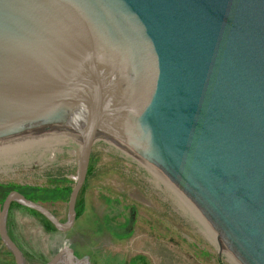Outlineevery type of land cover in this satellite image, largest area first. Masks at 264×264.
<instances>
[{
    "label": "water",
    "instance_id": "water-1",
    "mask_svg": "<svg viewBox=\"0 0 264 264\" xmlns=\"http://www.w3.org/2000/svg\"><path fill=\"white\" fill-rule=\"evenodd\" d=\"M96 131L180 191L227 264H264V0H0V153L82 135L65 222L4 196L16 264L10 202L69 228Z\"/></svg>",
    "mask_w": 264,
    "mask_h": 264
},
{
    "label": "rangeland",
    "instance_id": "rangeland-1",
    "mask_svg": "<svg viewBox=\"0 0 264 264\" xmlns=\"http://www.w3.org/2000/svg\"><path fill=\"white\" fill-rule=\"evenodd\" d=\"M74 134L81 140L80 132ZM65 139L59 145L52 140L0 153V206L9 190L32 193L33 198L44 189L72 188L80 144ZM117 143L100 131L94 133L87 174L75 199L79 212L69 228H48L41 216L11 202L4 233L22 264H42L61 249L68 250L73 261L86 257L87 264H227L201 228L180 211L167 184ZM67 199L66 193L49 200L36 196L35 202L63 223ZM73 261L66 264H76ZM0 264H16L1 238Z\"/></svg>",
    "mask_w": 264,
    "mask_h": 264
},
{
    "label": "bare ground",
    "instance_id": "bare-ground-1",
    "mask_svg": "<svg viewBox=\"0 0 264 264\" xmlns=\"http://www.w3.org/2000/svg\"><path fill=\"white\" fill-rule=\"evenodd\" d=\"M65 137H68L70 140L71 139H74L75 141H77L79 144H81V140L79 139V137L76 135V134H71V135H68V136H64V137H61V138H58V139H55L53 140V142L55 144H61V141H68V139H65ZM114 142V141H113ZM116 143V142H115ZM118 144V143H117ZM122 150L126 151L127 153H131L133 156H135L125 145H123L122 143L118 144ZM43 149V148H42ZM55 150V149H53ZM31 151V150H30ZM137 157V159L141 160L145 166H147V168L154 174V176L157 178V179H160L162 182L166 183L168 188L170 189V191L172 193L175 194V198L177 199V206L180 208V211H182L183 213H186L188 214L190 217H191V220H193L200 228L201 230L207 235V237L212 241V239L210 238V236L208 235L207 231L205 230V228L203 227L202 223L200 222V220L198 219V217L196 216V214L194 213V211L191 209V207L189 206V204L187 203V201L185 200V198L183 197V195L180 193V191L178 189H176L163 175L160 171H158L155 167H153L151 164L147 163V162H144V160H142L141 158H139L138 156H135ZM22 158V157H21ZM11 159V158H10ZM9 159V160H10ZM19 159V158H17ZM51 159V158H50ZM15 161V158L12 159ZM11 160V161H12ZM21 160V159H20ZM31 160V159H30ZM17 161V160H16ZM40 162V161H39ZM177 196V197H176ZM173 197V195H172ZM183 204H181V203ZM213 242V241H212ZM68 260L70 261H73V258L70 257V256H63V257H60L58 262H62V263H65L68 262ZM75 262L76 264H79L80 262L83 264H87L86 260L85 259H81V260H76V261H73Z\"/></svg>",
    "mask_w": 264,
    "mask_h": 264
},
{
    "label": "trees",
    "instance_id": "trees-1",
    "mask_svg": "<svg viewBox=\"0 0 264 264\" xmlns=\"http://www.w3.org/2000/svg\"><path fill=\"white\" fill-rule=\"evenodd\" d=\"M86 174H87V169H86ZM85 174V175H86ZM4 187V186H3ZM81 188V187H80ZM70 189L71 188H66V190H64V189H52V188H50V189H44L43 190V192H42V194H40V193H34V197L32 198V193L30 194V195H25V197L27 198V199H29V200H31V201H35V197L37 196H39V198L41 197V198H43V199H45V198H47L48 200L49 199H55V198H61L62 196H64V194H68L69 195V192H70ZM31 190H32V188H28L27 189V191L28 192H31ZM80 190V189H79ZM10 191V190H9ZM79 192V191H78ZM7 193V192H6ZM44 194V195H43ZM6 195V194H5ZM77 196V195H76ZM76 199V198H75ZM11 204V203H10ZM10 204H9V207H10ZM76 206H77V203H76V201L74 202V212H75V216H77L78 215V210L79 209H76ZM8 207V208H9ZM24 207V206H23ZM24 208H26L27 210H29V211H31L32 213H34V214H37V215H39V216H41L42 217V219H43V221L45 222L44 223V225L46 226V227H48V228H51V227H53V225L47 220V219H45L41 214H39L38 212H36L35 210H33V209H29V208H27V207H24Z\"/></svg>",
    "mask_w": 264,
    "mask_h": 264
},
{
    "label": "flooded vegetation",
    "instance_id": "flooded-vegetation-1",
    "mask_svg": "<svg viewBox=\"0 0 264 264\" xmlns=\"http://www.w3.org/2000/svg\"><path fill=\"white\" fill-rule=\"evenodd\" d=\"M10 191H11V190H10ZM14 191L18 192V193L21 194L24 198H26L25 195H24L23 193H21V192H19V191H17V190H14ZM8 192H9V191H8ZM8 192H7V193H8ZM7 193H6V194H7ZM26 199H27V198H26ZM11 202H13V201H11ZM11 202H10V203H11ZM14 202H16V201H14ZM17 203H18V202H17Z\"/></svg>",
    "mask_w": 264,
    "mask_h": 264
}]
</instances>
